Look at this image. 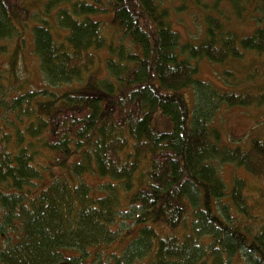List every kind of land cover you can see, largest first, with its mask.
<instances>
[{
    "label": "trees",
    "instance_id": "1",
    "mask_svg": "<svg viewBox=\"0 0 264 264\" xmlns=\"http://www.w3.org/2000/svg\"><path fill=\"white\" fill-rule=\"evenodd\" d=\"M29 1L0 0V52L4 40L22 51L29 33L44 83L21 92L0 74V262L264 264V128L230 145L214 123L264 94L219 91L196 64L264 58V24L239 36L207 16L190 43L165 0ZM220 163L263 185L235 175L227 192Z\"/></svg>",
    "mask_w": 264,
    "mask_h": 264
},
{
    "label": "rangeland",
    "instance_id": "2",
    "mask_svg": "<svg viewBox=\"0 0 264 264\" xmlns=\"http://www.w3.org/2000/svg\"><path fill=\"white\" fill-rule=\"evenodd\" d=\"M233 1L231 4L230 0H165L163 4L170 7L171 27L177 32L181 42L196 43L205 37L204 29L207 16L223 20L225 28L239 36L249 35L255 27H258L262 23L264 24V0H250L252 1L251 3L243 0L244 5L237 3V6L233 5ZM185 2L184 6H179V4ZM36 3V0H30L28 5L33 6ZM237 7L241 8L240 14L235 9ZM35 8L34 6L32 10ZM99 19L107 21L109 17L102 16ZM25 37L26 41L22 51L13 52L14 43L4 40L2 44L6 45L7 48L4 52H0V74L8 78L7 81H9L15 90L21 92L34 88L41 89L44 86L38 68V59L32 51V37L29 33ZM105 56V51L100 54L102 59ZM256 59L257 56L253 53H246L242 59H228L220 64L202 59L196 62L198 66L197 78L208 82L219 91L245 89L249 94H264V58L260 57L258 60ZM255 63L257 71H254ZM252 70L251 74L255 72L256 76L253 82L248 79V72ZM92 72L98 77L105 75L102 60L95 65ZM226 72L232 74L234 78H226ZM246 74L247 76L244 78ZM66 88L52 87L54 90ZM69 88L81 91L82 88L86 87L80 86V84H72ZM187 99L191 107V95L188 94ZM214 123L220 127L223 141L234 145L237 140L257 135L264 128V105L260 107L222 106L214 119ZM70 160L68 163H70ZM217 168L220 177L226 185L227 192L231 188L235 175L245 180L248 190H255L256 187L263 185L261 181L251 177L242 169L235 168L232 164L220 163ZM63 170L55 167L52 169L56 174H60ZM82 179L92 187L104 181L91 172L84 173ZM260 200V206L257 211L261 214L260 216L264 217V198ZM8 235L13 237L11 233ZM2 239L0 236V249L2 244L5 243V241L2 243ZM0 264L3 263L0 262Z\"/></svg>",
    "mask_w": 264,
    "mask_h": 264
}]
</instances>
